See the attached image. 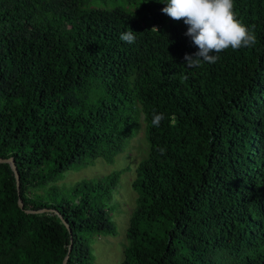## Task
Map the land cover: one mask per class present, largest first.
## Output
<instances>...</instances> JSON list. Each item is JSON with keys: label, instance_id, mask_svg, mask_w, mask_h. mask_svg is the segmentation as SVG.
<instances>
[{"label": "trees", "instance_id": "trees-1", "mask_svg": "<svg viewBox=\"0 0 264 264\" xmlns=\"http://www.w3.org/2000/svg\"><path fill=\"white\" fill-rule=\"evenodd\" d=\"M234 2L254 46L189 68L198 49L160 0H0V158L19 174L18 193L0 162V264H62L68 229L24 211L41 208L69 224L67 264H90L89 237L115 233L108 202L129 167L37 191L113 163L141 125L119 264H264V0Z\"/></svg>", "mask_w": 264, "mask_h": 264}, {"label": "clouds", "instance_id": "clouds-1", "mask_svg": "<svg viewBox=\"0 0 264 264\" xmlns=\"http://www.w3.org/2000/svg\"><path fill=\"white\" fill-rule=\"evenodd\" d=\"M166 4L162 12L175 21L188 26L186 36L197 47L194 53H185L184 64L189 68L214 64L218 53L229 48H251L256 42L254 31L237 18L234 0H160ZM120 39L129 44L135 42L133 30L120 34ZM163 113L153 111L151 124L159 127ZM161 154L164 148L157 149Z\"/></svg>", "mask_w": 264, "mask_h": 264}, {"label": "rangeland", "instance_id": "rangeland-1", "mask_svg": "<svg viewBox=\"0 0 264 264\" xmlns=\"http://www.w3.org/2000/svg\"><path fill=\"white\" fill-rule=\"evenodd\" d=\"M148 145L144 138L143 125L127 145L124 152L118 154L114 162L109 164L101 158L92 163L81 164L76 168L64 171L57 181L48 183L37 193H44L55 185L58 194H64L81 179L97 178L114 170L129 167L120 174L112 197L108 202L109 219L115 227L114 234H92L88 239L91 255L90 264H119L123 259L124 248L127 245L126 229L128 220L135 206L136 192L131 187V180L135 175V166L147 155Z\"/></svg>", "mask_w": 264, "mask_h": 264}, {"label": "water", "instance_id": "water-1", "mask_svg": "<svg viewBox=\"0 0 264 264\" xmlns=\"http://www.w3.org/2000/svg\"><path fill=\"white\" fill-rule=\"evenodd\" d=\"M0 162H8L9 163L12 171L14 172V176H15V179H16L17 192L19 193V191H18L19 190V174H18V171H17V168L15 166V163H14L13 159L12 158H7V159L0 158ZM18 205H19L20 208L23 209V202H22V200L20 198L18 199ZM24 211L27 212V213L54 212V213H57L60 216L61 221L67 227L69 235H70V244L68 246V252H67V254L64 257L63 262H62V264H67V261L69 259V253H70L71 247H72V233H71L72 231H71V229L69 227V224L63 219V217L55 209H52V208H41V209H37V210H35V209H24Z\"/></svg>", "mask_w": 264, "mask_h": 264}]
</instances>
